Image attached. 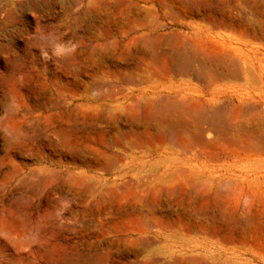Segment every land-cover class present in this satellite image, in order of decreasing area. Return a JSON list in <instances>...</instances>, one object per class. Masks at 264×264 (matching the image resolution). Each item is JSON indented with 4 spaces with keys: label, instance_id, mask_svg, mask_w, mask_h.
Returning a JSON list of instances; mask_svg holds the SVG:
<instances>
[{
    "label": "rangeland",
    "instance_id": "obj_1",
    "mask_svg": "<svg viewBox=\"0 0 264 264\" xmlns=\"http://www.w3.org/2000/svg\"><path fill=\"white\" fill-rule=\"evenodd\" d=\"M145 1L0 0V264H264V0ZM181 34L242 65L180 75ZM185 95L226 124L196 148Z\"/></svg>",
    "mask_w": 264,
    "mask_h": 264
},
{
    "label": "bare ground",
    "instance_id": "obj_2",
    "mask_svg": "<svg viewBox=\"0 0 264 264\" xmlns=\"http://www.w3.org/2000/svg\"><path fill=\"white\" fill-rule=\"evenodd\" d=\"M144 1V0H143ZM178 1V0H177ZM179 1H181V0H179ZM178 1V2H179ZM190 1V0H189ZM192 1V0H191ZM145 2H148V0H146ZM182 2H184L185 3V1L183 0ZM187 2V1H186ZM200 2V1H199ZM199 2H196V3H199ZM172 3V2H171ZM189 3V2H188ZM195 4V3H194ZM201 4V3H200ZM204 4V3H203ZM206 4V3H205ZM208 4H209V2H208ZM184 5V4H183ZM137 6V5H136ZM140 6V5H139ZM185 6V5H184ZM208 6V5H207ZM180 7V6H179ZM182 7V6H181ZM189 7V6H188ZM191 7H193V6H191ZM121 8V7H120ZM194 8V7H193ZM116 9V8H115ZM119 9V8H118ZM147 9V8H146ZM170 9H172V8H170ZM180 9V8H179ZM186 9V8H185ZM185 9H183V10H185ZM188 9V8H187ZM190 10H191V8H189ZM188 9V10H189ZM144 10H145V8H144ZM143 10V11H144ZM148 10V9H147ZM169 9H167V11H168ZM151 11V10H150ZM166 11V12H167ZM197 11H198V9H197ZM117 12V11H116ZM145 12V11H144ZM143 12V13H144ZM153 12H155V11H153ZM153 12H152V14H153ZM183 12V11H182ZM188 12V11H187ZM122 13V12H121ZM146 13V12H145ZM168 13V12H167ZM190 13V12H189ZM136 14V13H135ZM152 14H150V16L152 15ZM155 15H157L156 13H154ZM153 14V15H154ZM166 14V13H165ZM186 14V13H185ZM188 14V13H187ZM141 15V14H140ZM144 15V14H143ZM148 15V14H147ZM181 15H183V13H181ZM180 15V17L182 18V16ZM212 15V14H211ZM132 16V15H131ZM149 16V17H150ZM176 16V15H175ZM188 16V15H187ZM189 17H190V15H189ZM201 17V16H200ZM87 18H89V17H87ZM124 18V17H123ZM148 18V17H147ZM151 18V17H150ZM194 18V17H193ZM199 18V17H198ZM156 19V18H155ZM178 19V18H177ZM176 19V20H177ZM185 19V18H184ZM134 21H136V20H134ZM145 21V20H144ZM144 21H142V23L144 22ZM179 21V20H178ZM203 21V20H202ZM208 21V20H207ZM220 21V20H219ZM138 22V21H137ZM140 22V21H139ZM138 22V23H139ZM150 22V21H149ZM135 24H136V22H135ZM149 24V23H148ZM126 25V24H125ZM141 25V24H140ZM139 25V26H140ZM144 25V24H143ZM143 25H141L140 27H141V29H142V27H143ZM146 25H147V22H146ZM214 25V24H213ZM123 27H124V25H122ZM139 27V28H140ZM150 27V26H149ZM152 27V26H151ZM132 28V27H131ZM148 28V27H147ZM147 28H144V29H147ZM152 29V28H151ZM133 30H134V28H133ZM133 30H132V32H133ZM126 31V30H125ZM129 31H131V30H129ZM128 32V31H127ZM131 32V33H132ZM203 32V31H202ZM106 33V32H105ZM120 33H122V32H120ZM130 33V32H129ZM109 34V33H108ZM127 35H129L128 33H126ZM193 34H195V33H193ZM192 34V35H193ZM201 34V33H200ZM112 35V34H111ZM110 35V36H111ZM182 35V34H181ZM180 35V36H181ZM198 36L199 37V35L198 34H195V36ZM159 36V35H158ZM158 36H157V38H158ZM161 36V35H160ZM159 36V37H160ZM179 36V37H180ZM185 37V35H182L181 37ZM196 36V37H197ZM144 37V36H143ZM147 37V36H146ZM149 37V36H148ZM172 37H174V36H172ZM177 37V36H176ZM162 38V37H161ZM186 38V37H185ZM184 38V39H185ZM155 39V38H154ZM159 39V38H158ZM181 39H183V38H181ZM181 39L179 38V42H176L175 40H177V38L176 39H174V41L171 43V42H167V43H169V45H171L172 47H170V48H172L171 50H170V52H171V54L170 55H167V57H166V55L165 54H168V53H165L164 55H163V61L165 62V63H167L168 62V60H170L171 61V67H174L175 66V68L177 69L176 71H178L179 73H180V75L181 74H183V75H191L192 76V74H196L195 75V77H202V75L203 74H205V76H206V74L208 75L207 77H208V81H209V84H212V85H214V84H217L218 83V81L220 80V78L221 77H223L224 78V76H226V77H228L229 75L231 76V77H233L232 75L233 74H236V72L235 73H231V74H229L228 75V73H230L231 72V70H232V68H233V70L234 71H236V66L238 65V64H241L242 65V62L240 63V62H238L237 61V58L235 57V56H233L234 55V53L236 52L237 53V51H239L238 49H236V47H235V49L234 48H231L230 46H229V48H228V46L226 47L224 44L222 45L223 47H221V49L220 48H218V50H216L215 51V49H213V47L212 48H210V49H208L207 48V45H206V43L207 44H211L210 42H208V41H206V43H205V45H206V49H202L199 45H197V44H193V42L194 41H191L190 42V40L189 39H187L188 40V42H190V44L191 45H189V47H187L188 45H187V43L185 44L184 43V40H183V43L182 42H180L181 41ZM185 39V40H186ZM191 39H193V38H191ZM200 39H201V36H200ZM143 41L141 42V43H143L142 45H143V47H141L144 51L145 50H150V51H153V54H154V51H157V47L159 46V42H158V40H154L153 41V39L152 40H150V38L149 39H147V38H143L142 39ZM194 40V39H193ZM209 40V39H208ZM113 41V40H112ZM133 42H134V47H135V44H136V46H137V44L138 43H135V42H139L140 41V38H134L133 40H132ZM172 41V40H171ZM116 43L118 42V41H115ZM195 42H196V40H195ZM199 42V41H198ZM115 43V44H116ZM167 43H165V44H167ZM197 43V42H196ZM219 43V42H218ZM218 43H217V45H218ZM99 44H101V43H99ZM202 44V43H201ZM119 45V44H118ZM139 45V44H138ZM168 45V46H169ZM204 45V44H203ZM208 45V46H209ZM191 46V47H190ZM161 47V46H160ZM217 47H219V46H217ZM127 48H129V47H127ZM135 48H137V47H135ZM168 48V47H167ZM166 48V49H167ZM170 48H168V49H170ZM215 48V47H214ZM239 48V47H238ZM211 49H213V50H211ZM220 49V50H219ZM169 51V50H168ZM240 51H242V50H240ZM141 52V51H140ZM142 53H143V51H142ZM146 53V52H145ZM158 53V52H157ZM146 54H149V53H146ZM160 55V54H159ZM162 55V54H161ZM133 56V55H132ZM150 56H151V54H150ZM127 57V56H126ZM156 57V56H155ZM133 58V57H132ZM142 58H145V57H142ZM156 58H158V55H157V57ZM122 59V58H121ZM120 59V60H121ZM139 59V58H138ZM146 59V58H145ZM140 60V59H139ZM148 60V59H147ZM126 61V60H125ZM136 61V60H135ZM146 61V60H145ZM158 61V60H157ZM240 61V60H239ZM142 62V61H141ZM159 62H161V60L159 61ZM238 62V63H237ZM244 63L246 62V61H243ZM170 63H168V65H169ZM140 65H142V64H140ZM157 65V64H156ZM167 65V64H166ZM241 65H238L237 67H239V66H241ZM245 65H246V67H245V70H246V73L248 72V67H247V64L245 63ZM244 65V66H245ZM151 67V66H150ZM162 67H163V65H162ZM159 69H161V68H159ZM163 69H165V68H163ZM169 69V68H168ZM238 69V68H237ZM240 69V68H239ZM211 70L213 71V72H211ZM131 71H133V70H131ZM140 71V70H139ZM166 71V70H165ZM170 71H172L171 69H170ZM241 72H242V70H240ZM122 72V71H121ZM156 72V71H155ZM168 72V71H167ZM166 72V73H167ZM238 72V71H237ZM129 73V72H128ZM134 73V72H133ZM156 73H158V72H156ZM165 73V74H166ZM175 73V72H174ZM239 73V72H238ZM122 74V73H121ZM176 74V73H175ZM167 75H168V73H167ZM166 75V76H167ZM182 75V76H183ZM142 76V75H141ZM181 76V77H182ZM236 76V75H235ZM122 77V76H121ZM130 77V76H129ZM128 77V78H129ZM138 77V76H137ZM161 76H159V78H160ZM124 78H126V77H124ZM131 78V77H130ZM129 78V79H130ZM205 78V77H204ZM204 78H202L203 80H204ZM146 79V78H145ZM195 79V78H194ZM225 79V78H224ZM117 80H118V78H117ZM131 80H132V78H131ZM133 80H135V79H133ZM226 80H227V78H226ZM126 81V80H125ZM166 81V80H165ZM222 81V80H221ZM220 81V82H221ZM126 83V82H125ZM130 83V82H129ZM128 83V84H129ZM127 84V85H128ZM203 84H204V82H203ZM105 85H107V84H105ZM134 85V84H133ZM119 86V85H118ZM205 86V85H204ZM117 87V86H116ZM133 87V86H132ZM115 90H117V89H115ZM125 90H126V88H125ZM106 92V91H105ZM116 92V91H115ZM124 92V91H123ZM130 92V91H129ZM158 92V91H157ZM180 92V91H179ZM184 93H185V91H184ZM121 94V93H120ZM187 94V93H186ZM190 94H192V93H190ZM189 95V94H188ZM202 94H199L198 96H201ZM156 96V95H155ZM177 96V95H176ZM180 96V95H179ZM179 96H177L176 98H178ZM197 96V95H196ZM197 96V97H198ZM204 97V96H203ZM114 99V98H113ZM137 98H135V100H136ZM134 100V99H133ZM138 100V99H137ZM178 100V99H177ZM140 102H141V100H139ZM146 103H150V102H146ZM145 103V104H146ZM164 103V102H163ZM167 103V102H166ZM137 104V103H136ZM151 104V103H150ZM147 105V104H146ZM149 105V104H148ZM152 106V105H151ZM151 106H150V108H151ZM139 107V106H138ZM147 106H145V108H146ZM136 108V107H135ZM147 108H149V107H147ZM209 108V107H208ZM140 109V108H139ZM154 109V108H153ZM163 109V108H162ZM148 110V109H147ZM158 110V109H157ZM161 110V109H160ZM160 110L158 111V113L160 112ZM146 111V110H145ZM134 112V111H133ZM169 112V113H168ZM146 113H147V111H146ZM146 113H144V114H146ZM156 113V112H155ZM165 113H168V114H166V116L165 117H167L168 115H171V117H170V121L169 120H167L168 121V123H167V121L165 122V121H163V120H165V119H167V118H169V117H167V118H165V119H163L162 120V116H163V114H162V116H158V124L161 126V127H163V126H165V129L166 130H171L172 132H174L175 130L176 131H178L179 133L180 132H183V133H185V135L187 134V135H191V134H188V133H190V131L192 132V137L191 138H189L188 139V137H190V136H188L187 138H186V141H188V144L184 141L185 139V137H178V139H180V138H182V139H184V140H182V141H184L187 145V147H189V145L191 144H194L193 146L195 147V145L196 146H200V144L201 145H203L204 144V142H206L205 141V136H206V133H207V130H209V129H217L220 125H221V127L223 126V123L225 122V120H224V118H223V120H221L220 119V116L219 115H216V114H211V113H213V112H211V111H209L206 107H205V104L204 103H202L201 102V100H199V99H197V98H190L189 96H187V95H185V96H182L181 97V99H180V101L179 102H177L176 104H174V106L172 107V109L170 108V110H168L167 109V111L165 112ZM222 113V112H221ZM135 114V113H134ZM151 114H154L153 112L151 113ZM161 114V113H160ZM147 115V114H146ZM165 115V114H164ZM136 116H137V114H136ZM145 116V115H144ZM155 116V115H154ZM154 116H153V118H154ZM172 116H173V119L171 120V118H172ZM139 117V115L136 117V118H138ZM146 117V116H145ZM148 118L150 117V116H147ZM175 117V118H174ZM222 117V116H221ZM133 118V117H132ZM164 118V117H163ZM118 119V118H117ZM155 119L156 118H154V121H155ZM147 122H149L148 120H146ZM151 122H152V120H150ZM221 121H224V122H222L221 123ZM150 122V123H151ZM131 123H135V121H133V122H131ZM153 123V122H152ZM148 124V123H147ZM155 124H157V123H155ZM158 124H157V126H158ZM230 124V123H229ZM119 125V124H118ZM131 125V124H130ZM150 125V124H149ZM152 125V124H151ZM228 125V124H227ZM114 126H115V124H114ZM224 126H226V124L224 123ZM144 127H146V126H144ZM160 127V128H161ZM220 127V129H218V131L219 130H223V128H221ZM228 127V126H227ZM158 128H159V126H158ZM157 128V129H158ZM159 128V129H160ZM164 128V127H163ZM162 128V129H163ZM133 129V128H132ZM132 129L130 130V131H132ZM146 129V128H145ZM227 129V128H226ZM221 130V131H222ZM224 130H225V128H224ZM117 131H118V129H117ZM133 131H134V129H133ZM160 131H161V129H160ZM160 131H157V132H159L158 134H160ZM163 131V130H162ZM170 131V132H171ZM212 131V130H211ZM122 132V131H121ZM168 132V131H167ZM171 132V133H172ZM223 132V131H222ZM131 133V132H130ZM129 133V134H130ZM134 133H135V131H134ZM176 133V132H175ZM182 133V134H183ZM121 134V133H120ZM158 134H157V137L158 138H160L159 136H158ZM162 134V133H161ZM160 134V135H161ZM176 134H178V133H176ZM116 135V134H115ZM122 135V134H121ZM219 135H220V133H219ZM224 135V134H223ZM223 135H221L222 137H224ZM261 135H262V133H261ZM264 135V134H263ZM262 135V136H263ZM118 136V135H117ZM117 136L115 137V139L117 138ZM164 136V135H163ZM135 137V136H134ZM137 137V136H136ZM170 137V136H169ZM172 137V136H171ZM170 137V138H171ZM261 137V136H260ZM122 138H124L125 139V137H122ZM131 138V137H130ZM129 138V139H130ZM139 138V137H138ZM157 138V139H158ZM163 138V137H162ZM164 138H166V134H165V137ZM173 138V137H172ZM171 138V139H172ZM174 138H176V137H174ZM262 138V141H263V138H264V136L263 137H261ZM135 139V138H134ZM154 139V138H153ZM188 139V140H187ZM128 140V139H127ZM127 140H126V142H127ZM132 140V139H131ZM145 140H147V139H145ZM160 140V139H159ZM159 140H157L158 142H160L161 143V141H159ZM181 140V139H180ZM235 140V139H234ZM240 140V139H239ZM114 141V140H113ZM138 141V140H137ZM153 141V140H152ZM170 141H172V140H170ZM177 141H179V140H177ZM176 141V139H175V141L174 142H177ZM116 142V141H115ZM122 142V141H121ZM129 142H130V140H129ZM147 142V141H146ZM180 142V141H179ZM117 143V142H116ZM119 143H120V141H119ZM151 143H153V142H151ZM184 143V144H185ZM261 143V142H260ZM148 144V143H147ZM164 145H165V143H163ZM121 145H122V143H121ZM120 145V147L122 148L123 146H121ZM134 145V144H133ZM137 145V144H136ZM159 145H161V144H159ZM182 145V144H181ZM190 145V147H192ZM205 145H206V143H205ZM110 146V145H109ZM113 146V145H112ZM143 146H144V143H143ZM198 146V147H199ZM111 147V146H110ZM134 147H135V145H134ZM137 147H138V145H137ZM156 147V146H155ZM161 147H163V146H161ZM189 147V148H190ZM193 147V148H194ZM208 147V146H207ZM139 148H140V146H139ZM196 148V147H195ZM127 149V148H126ZM143 149H145V148H143ZM146 149H147V147H146ZM192 149V148H191ZM203 149H205V148H203V146H202V150ZM187 150V149H186ZM201 150V149H200ZM130 151V150H129ZM195 151H198V150H195ZM134 152V151H133ZM187 152H188V150H187ZM190 153V152H189ZM197 153V152H196ZM134 157V156H133ZM108 159V158H107ZM106 159V160H107ZM105 160V161H106ZM111 160V159H110ZM119 160V159H118ZM121 161V160H120ZM119 162V161H118ZM124 162V161H123ZM106 163V162H105ZM111 163V162H110ZM107 165H108V163H107ZM105 166V165H104ZM116 166V165H115ZM120 166H122V165H120ZM107 169V168H106ZM115 169V168H114ZM103 170H105V169H103ZM185 170H183V172H184ZM191 171H193V170H191ZM110 172V171H109ZM179 172V171H178ZM182 173V170L180 169V174ZM190 174H191V172H189ZM181 176H182V174H181ZM186 176V175H185ZM189 176V175H188ZM191 176V175H190ZM148 177V176H147ZM169 177V176H168ZM167 177V178H168ZM149 178V177H148ZM175 178H177V176L175 177ZM145 179H146V177H145ZM196 180V179H195ZM131 182H133V181H131ZM127 183V182H126ZM126 183H124V185H126ZM130 183V182H129ZM153 183H155V181L153 182ZM130 186V185H129ZM105 196V195H104ZM144 222V221H143ZM146 224V223H145ZM143 228V227H142ZM147 228V227H146ZM28 234H30V233H28ZM22 238V237H21ZM11 241V240H10ZM19 242V241H18ZM21 242V241H20ZM148 243V242H147ZM14 244H15V242H14ZM23 247V246H22ZM84 254V253H83ZM85 255V254H84ZM99 256H101V255H99L98 254V257ZM85 257V256H84ZM92 257V256H91ZM96 257V256H95ZM105 257V256H104ZM108 257V256H107ZM76 259V258H75ZM93 259V258H92ZM99 259H101V258H99ZM94 260V259H93ZM105 260V259H104ZM106 260H107V258H106ZM66 262H67V260H66ZM95 262V261H94ZM106 262V261H105ZM68 263H69V261H68ZM79 263V262H78ZM103 262H101V264H102ZM77 264V263H76ZM180 264V263H179Z\"/></svg>",
    "mask_w": 264,
    "mask_h": 264
}]
</instances>
